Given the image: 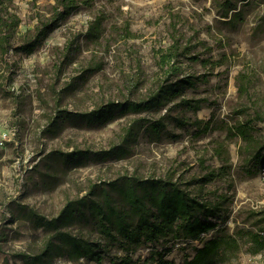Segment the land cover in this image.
Segmentation results:
<instances>
[{
    "label": "rangeland",
    "instance_id": "374dc122",
    "mask_svg": "<svg viewBox=\"0 0 264 264\" xmlns=\"http://www.w3.org/2000/svg\"><path fill=\"white\" fill-rule=\"evenodd\" d=\"M1 1L19 19L15 47L53 16L57 4ZM90 1L61 21L31 56L15 48L10 65L0 60V140L8 134L0 146V264H28L18 255L37 254L44 247L36 213L57 217L68 201L81 199L97 183L174 174L188 190L197 191L189 184L193 178L225 164L217 155L221 145L230 153L231 169L204 193L231 198L226 223L230 234L262 228L264 161L248 173L240 154L242 141L228 131L255 111L264 114V0L240 4L245 15L239 23L221 18L213 0ZM96 21L100 33L91 40ZM176 39L183 45L193 41L192 53H200L198 45L206 41L213 52L202 56L212 64L205 67L181 58L179 74L169 73L162 67L163 55ZM241 73L253 81L244 97L236 85ZM202 74L207 80L196 88L151 103L158 86ZM186 99L203 100L201 110L185 106ZM140 103L147 105L132 109ZM111 104L114 108H103ZM99 117L105 120L99 122ZM204 123L211 124L208 132H202ZM112 148L115 152L105 157ZM70 229L96 236L79 227ZM201 246L178 244L167 258L182 264ZM150 250L134 255L139 264H145ZM75 264L95 263L84 259ZM212 264H264V249L243 238L237 254Z\"/></svg>",
    "mask_w": 264,
    "mask_h": 264
},
{
    "label": "trees",
    "instance_id": "16d2710c",
    "mask_svg": "<svg viewBox=\"0 0 264 264\" xmlns=\"http://www.w3.org/2000/svg\"><path fill=\"white\" fill-rule=\"evenodd\" d=\"M56 2L53 16L39 23L35 32L31 31L15 47L19 19L17 16H10L0 0V60L10 65L9 54L16 49L31 56L61 21L79 6L91 1ZM252 3L251 0H213L220 17L229 20V23H239L244 17L245 12L239 8L240 4L245 7ZM238 8L240 11L236 12ZM93 26L95 30L90 35L91 40L98 38L100 33V23L96 21ZM174 29L178 32L175 25ZM200 45V53H192L196 46L193 41L183 45L176 39L170 52L163 55L162 67H168L171 74H179L177 61L181 58L207 67L212 61L203 58L202 54L213 52V48L206 41L200 42L198 46ZM206 80L207 74L185 75L165 88L158 86L159 91L151 103L161 104L162 100H170L186 88H196ZM236 82L239 95L247 96L252 87V78L241 73ZM202 101L186 99L183 103L198 112L202 108ZM146 103L135 104L132 109L140 110ZM111 105L103 108H114V104ZM104 120L99 117L97 121ZM263 124L264 114L255 111L228 131L230 137L234 136L242 141L240 154L248 173L252 172L251 167L264 161ZM210 129V123L203 124L202 132ZM127 133L131 136L132 130ZM121 149L118 148V151ZM114 150L115 148L109 150L105 157H111ZM72 154L74 153H65L66 156ZM217 155L225 164L219 168L209 167L202 177L193 178L189 184L197 187V191L188 190L182 181L174 178V174L143 180L127 176L91 186L89 193L81 199L68 201L57 217L48 219L36 213L37 227L45 234L44 247L37 254L26 252L18 257L24 258L28 264H54L58 258H64L72 264L84 259L95 264H139L140 260L134 255L140 250L150 248L145 264H177L169 260L167 254L178 244L201 242L202 246L194 249L193 257L185 259L182 264H212L227 254H237L240 250V239L243 238L250 239L258 249H264V226L257 231L240 232V236L230 234L226 223L230 215L228 203L231 198L226 193H204L207 185L223 177L231 169L230 153L224 145L218 146ZM261 220L264 225V217ZM74 227L94 232L96 236L74 234L70 229ZM211 233L214 234L205 239Z\"/></svg>",
    "mask_w": 264,
    "mask_h": 264
},
{
    "label": "built area",
    "instance_id": "2783aa9c",
    "mask_svg": "<svg viewBox=\"0 0 264 264\" xmlns=\"http://www.w3.org/2000/svg\"><path fill=\"white\" fill-rule=\"evenodd\" d=\"M8 140V134H4L3 138L0 140V146L3 147L5 145L6 141Z\"/></svg>",
    "mask_w": 264,
    "mask_h": 264
}]
</instances>
